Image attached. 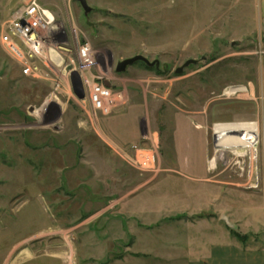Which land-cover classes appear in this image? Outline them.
Listing matches in <instances>:
<instances>
[{"label":"rangeland","instance_id":"1","mask_svg":"<svg viewBox=\"0 0 264 264\" xmlns=\"http://www.w3.org/2000/svg\"><path fill=\"white\" fill-rule=\"evenodd\" d=\"M30 1L0 0V264H181L182 239L216 227L244 248L261 241L264 0H87L86 17L76 0H37L57 44L73 49L65 64L89 43L94 74L128 101L98 119L72 85L57 88L40 64L42 79L26 77L3 46ZM136 56L160 68L117 72ZM238 131L260 136L255 155L216 142ZM109 143L156 148L157 172ZM110 205L122 223L117 210L97 219Z\"/></svg>","mask_w":264,"mask_h":264},{"label":"built area","instance_id":"2","mask_svg":"<svg viewBox=\"0 0 264 264\" xmlns=\"http://www.w3.org/2000/svg\"><path fill=\"white\" fill-rule=\"evenodd\" d=\"M55 21L50 10L39 6L37 0H32L16 11L5 25L7 30L3 32L1 42L24 66L23 74L37 80L42 79L40 69L41 66L45 67L48 71L46 76H53L51 80L58 83L57 88L66 83L71 91V73L78 72L85 90V100L80 102L88 103L93 119H98L100 114L109 116L115 109L125 107L128 101L124 94L115 92L113 88L106 86L107 81L94 74L97 63L89 43L79 45L77 59L70 57L69 64H65L64 53L65 56L70 55L73 49L57 44ZM68 67H72L71 72H67ZM109 144L113 150H119L118 153L127 158L135 168L148 173L157 172L159 154L156 148L133 146L130 154Z\"/></svg>","mask_w":264,"mask_h":264},{"label":"crops","instance_id":"3","mask_svg":"<svg viewBox=\"0 0 264 264\" xmlns=\"http://www.w3.org/2000/svg\"><path fill=\"white\" fill-rule=\"evenodd\" d=\"M116 208V206L112 207L110 205L107 210H102V213L98 215L100 217L97 216V219L105 217L107 219L110 218L111 220H114L112 217H107V215L115 214L114 212L117 210ZM117 211L118 214L116 215L119 220L121 219L122 223L124 213H121L119 210ZM178 220H183V217L182 219L178 218ZM231 226L228 224V227ZM122 232L123 235H125L124 225H122ZM256 232V235H259V230ZM261 235H263L261 241H258L256 237L253 239L254 243L252 246L244 248L243 246L238 245V242L234 243L229 236V233H224V230H222L221 227H216L213 230L208 229L206 232H201L195 237L188 236L182 239L181 244L183 249L179 252L182 257L180 262L181 264H264V231H262ZM106 244L107 243L103 238L101 244L102 246L94 250L100 252L102 259L108 256L109 248L106 247L109 245L106 246ZM70 259H72L71 255L67 258L66 263H71ZM92 260H95L96 262L101 260V258L95 256ZM92 260L91 262H93ZM24 264L35 263L34 261H31Z\"/></svg>","mask_w":264,"mask_h":264},{"label":"water","instance_id":"4","mask_svg":"<svg viewBox=\"0 0 264 264\" xmlns=\"http://www.w3.org/2000/svg\"><path fill=\"white\" fill-rule=\"evenodd\" d=\"M76 1L79 2V4H81L82 9L85 12V17H86V15H89L92 12L91 7H89V5L87 4V0H76ZM138 63H143V64H145L146 67H149V68H156V69L160 68L159 61L151 62L147 58H145L144 56H136L134 58L126 59V60L120 62L118 64V66H116L117 72L118 73H124L127 71V69L130 66H133V65L138 64ZM197 63H199V62L194 61V60H190V61L186 62L185 64H183V66L181 68H179L176 71V74L180 76L186 68L190 67L191 65H197ZM71 68L72 67L66 68L67 72H71L72 71ZM81 81H82V79H81L80 74L76 71H73L71 73L69 82L72 85L74 96H76L77 99L82 101L85 99V95H84L85 90H84L83 82H81ZM106 86L110 87V85L108 83H106Z\"/></svg>","mask_w":264,"mask_h":264},{"label":"bare ground","instance_id":"5","mask_svg":"<svg viewBox=\"0 0 264 264\" xmlns=\"http://www.w3.org/2000/svg\"><path fill=\"white\" fill-rule=\"evenodd\" d=\"M241 87H236L233 90V93L239 92ZM227 134L224 136H220L216 138V142H218L221 147H235L237 145L238 148H235L234 153L236 155L245 156L246 153H250L255 155L256 146L259 142V137L257 134L238 131V132H226ZM212 167H214V163H212Z\"/></svg>","mask_w":264,"mask_h":264},{"label":"trees","instance_id":"6","mask_svg":"<svg viewBox=\"0 0 264 264\" xmlns=\"http://www.w3.org/2000/svg\"><path fill=\"white\" fill-rule=\"evenodd\" d=\"M229 232H231V234L236 238V239H238L239 238V235H238V233L237 232H235V231H233V230H231L230 229V231Z\"/></svg>","mask_w":264,"mask_h":264}]
</instances>
